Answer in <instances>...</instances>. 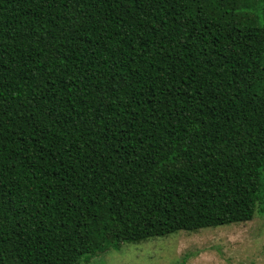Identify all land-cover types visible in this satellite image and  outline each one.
Masks as SVG:
<instances>
[{"label": "trees", "instance_id": "obj_1", "mask_svg": "<svg viewBox=\"0 0 264 264\" xmlns=\"http://www.w3.org/2000/svg\"><path fill=\"white\" fill-rule=\"evenodd\" d=\"M255 214L264 1L0 0V264Z\"/></svg>", "mask_w": 264, "mask_h": 264}, {"label": "rangeland", "instance_id": "obj_2", "mask_svg": "<svg viewBox=\"0 0 264 264\" xmlns=\"http://www.w3.org/2000/svg\"><path fill=\"white\" fill-rule=\"evenodd\" d=\"M84 264H264V215L121 244L117 250L98 254Z\"/></svg>", "mask_w": 264, "mask_h": 264}]
</instances>
